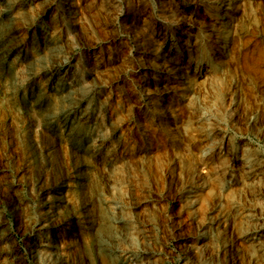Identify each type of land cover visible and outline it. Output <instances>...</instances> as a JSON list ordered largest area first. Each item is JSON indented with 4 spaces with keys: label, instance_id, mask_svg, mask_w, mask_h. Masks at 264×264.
<instances>
[{
    "label": "rangeland",
    "instance_id": "rangeland-1",
    "mask_svg": "<svg viewBox=\"0 0 264 264\" xmlns=\"http://www.w3.org/2000/svg\"><path fill=\"white\" fill-rule=\"evenodd\" d=\"M138 1L86 0L83 11L76 1V10L71 13L75 21L72 29L74 33H70L67 40L65 32L59 30L61 43L66 40L63 44L65 53L61 57L75 66L72 78L74 76L78 79L82 70L95 67L94 61L100 56L110 67L106 74L95 72L94 81L90 80V76H85L84 82L80 83L86 85L83 104H86L88 98L90 101L87 105L89 116L75 132L74 141L79 146L65 132L67 123L61 117L51 116V129L46 127L43 117L47 116L48 111H45L43 99L36 98L35 91L36 87L44 85L47 76L40 72L39 62H36V66V63L28 62V58L20 55L22 48L16 59L14 52L9 54L11 45L2 32L4 28H10L17 33V27L23 26L24 19L21 18L23 20L20 22V17L16 19L15 14L7 13L8 11L7 15L3 14L2 10L5 8L0 5V24L4 23L0 25V218L10 227L13 239L18 243L22 264L30 262L25 243L32 240L27 232L33 222L23 219L28 214L18 206L19 198L24 197L29 203H36L47 183L51 184L58 175L64 178L65 184L69 183L70 187L67 188H72L80 178L84 182L85 190L79 191L80 197L77 192L72 201L76 216L82 213L83 208L94 215L98 209L106 213L105 209L98 208L103 206L101 199L120 204L122 214L129 221L128 235L126 234L125 243H120V247H128L135 252L149 249L150 252L147 253L151 255L150 259L140 260L143 264H188L186 258L190 252L193 253L194 247L199 252L202 245L204 246L199 253L202 264H252L242 255V243L236 240L235 227L228 230L223 223L210 224V228L205 225L202 229L197 226L196 207L193 209L197 202L191 205L190 214L184 202L185 196L188 195L190 199L192 190H196V187L190 184L184 189L183 195H179V182L198 179L196 156L201 154L206 157L211 154L208 147L201 150L198 148L199 140L191 133L187 124L186 107L193 103L192 107L197 110L200 118L191 124L202 132H209L213 125L218 127L219 135L223 136L220 141V146L223 147L221 152L228 151L224 156L227 168L223 178L213 166L203 168L208 176L205 183L209 182L212 192L217 193L218 200L215 202L222 207L229 192L227 196L231 199L248 203L247 196L240 194L243 182L240 167L243 164L248 169L249 165L254 164L252 161L255 158L260 156L259 158L264 159V124L260 123L264 118V0H236L235 3L231 2L233 0H224L219 4L215 0H209L208 4L201 1L161 0L166 9H173L175 6L191 7L190 5L195 4L193 16H201L188 33L191 40L194 36L197 37L186 72L188 77L191 76L198 83L204 79L205 73L211 76L207 81L200 82L199 85L197 83L198 86L194 84L196 87L189 92L181 93L176 86L172 88L175 94L173 96L149 94L144 97V91L152 90L153 84L158 83L162 74L159 67L155 66L157 71L154 72L150 68L139 67L131 60L139 40L134 31L141 26L140 20L147 17L160 18L162 8H159L160 0H141L149 12L147 16H142L140 12L130 15L132 4L139 6ZM235 4L243 9L238 15L242 25L239 37L234 34L232 28L235 21L231 17L228 21V18H214L208 13L213 6H218L215 9L217 11H213L220 12L223 9L224 12V9H232ZM32 8L30 13L27 12L34 15L30 17L36 20V14H41ZM16 11L21 13L19 7ZM58 14H54V17L50 12L42 14L40 20H43L45 27H62V22L72 19L67 11ZM50 15L52 19L49 18ZM203 15L212 19L211 27L203 22L207 20ZM222 22L226 23L219 25ZM167 26L165 24L164 27ZM219 26L221 34L218 39L209 35ZM172 28L174 35L165 29L168 39L179 36L177 23ZM161 35L154 36L155 44L162 41ZM182 36L184 35L180 36V45L183 43ZM34 41L36 44L26 41V49L34 52L37 48L42 51L40 39L35 36ZM166 48L168 46L163 50ZM46 53L43 59L47 62L51 55ZM113 57L116 60L111 61ZM197 59L199 72L194 76ZM155 61L157 64L160 62ZM65 68L53 76H63ZM149 77L154 78L151 80ZM43 92L45 95L48 93L46 89ZM162 98L167 100L171 113H167V117L157 118L150 106L155 100L159 104H165ZM239 114H245L244 118L241 117L243 121L236 119ZM40 118L43 120H39ZM244 119L247 120L246 126ZM228 142L230 149H226ZM104 161L106 163L102 164ZM185 162L189 164L187 170L181 168ZM203 174L200 172V175ZM81 199L85 201V207L84 203H80L83 201ZM112 205L113 203L110 208L115 207ZM207 215L215 219L216 212L212 210ZM71 220L74 222L75 219H66L50 227L48 230L52 234L51 238L58 242L63 241V238H72L75 244L78 242L76 247L82 250L84 245L79 244L82 235L85 247L89 246V252L83 251L80 264H108L106 257L98 254V241L95 243L90 240L89 234L93 228H90L89 223H84L81 218L79 234ZM39 227L41 225L34 228ZM206 231L211 238L204 237ZM41 232L46 233V230ZM198 232L204 235L203 238H197ZM194 254L193 260H196ZM44 258L47 259V255H40L38 264L50 262V258Z\"/></svg>",
    "mask_w": 264,
    "mask_h": 264
},
{
    "label": "bare ground",
    "instance_id": "bare-ground-1",
    "mask_svg": "<svg viewBox=\"0 0 264 264\" xmlns=\"http://www.w3.org/2000/svg\"><path fill=\"white\" fill-rule=\"evenodd\" d=\"M76 1H78L77 2L78 6L81 7V10L83 11L86 0H0V5H3V7L5 8L2 10L3 14L7 15V13H13L15 14L14 17L16 19L20 17L19 18L20 22L21 20L24 19L23 20L24 24H22L23 26L19 28L17 27V31H18L17 33L16 31H11L10 28L9 29L4 28V31L2 32L4 38H7V42L9 43V45H11L10 47L11 50L9 51V54L14 52L16 54L14 56L16 59L17 58L16 56L19 55V51H21L20 49L22 48L23 52L21 51L22 53H20V55L25 59L28 58V62L29 61L34 63L39 62L38 64L40 66V72H42L43 75L47 76L44 85L36 87V91H35L36 98L43 99L45 111H48L47 116L45 115V117H43L47 125L46 127H48V129H51L49 128V124L51 122L50 120L51 116L54 115L61 117L63 122L67 123L65 132H67V134L72 139V142H74L75 145L77 144V141H74L75 132L81 128L80 127L81 123L85 121L86 117L89 116L87 115V111H88L87 105L90 101V98H88L86 104H83L85 101L84 86L86 85H84L85 83L80 85V83L82 81L84 82L85 76L88 77L90 76L91 77L90 80L94 81L93 76L95 72L106 74L108 71H110L109 70L110 67L108 66V64L104 63L103 58H101L100 56L98 57L97 61H94V66L96 65L95 67L84 71L82 70L80 73L81 76L78 79H75L74 76L72 78V73L75 68L74 64H71V61H67L65 57H61L65 53L63 44L66 42V40L64 39L63 41L64 43L63 44L61 43L62 38L59 35V30L61 29L65 32L66 39L68 37L70 38V33L71 34L74 33L72 32V29H73V22L75 23V21L71 13L74 11V9L76 10V4H77ZM184 1H194V2L201 1L207 4L209 3L208 2L209 0H184ZM221 1L224 0H215V2L218 4ZM159 2H160L159 4L161 5L159 6V8L161 7L163 9V10L160 9V14H161L159 15L160 18L159 17L144 18L143 20H140V22L142 23L140 24L141 26L139 25L140 26L139 29H136V31L133 30L135 32V35L139 38V40L138 43L136 44L138 48L135 50L134 57L131 60L139 67L150 68L154 72L157 71L156 67H159L160 69L158 70H160V73L162 74L158 83L153 84L154 88L152 90L146 89L144 91L143 97L147 95L149 96V94H159L160 96H166V95L173 96L175 94H173L172 88L176 86H177L176 89H178V91L181 93L187 91L189 92L190 90L196 87L193 85L194 84L197 85L198 83V81L192 79L191 76L190 77L187 76L188 74L186 72V68L188 67L191 52L193 49H195L196 46L195 42L197 37L194 36V39L191 40L188 33L191 30L192 25L198 20V17H200L201 15L197 14L195 15V17L193 16V12L195 11V7H194L195 4L190 5L191 7L186 5H185L186 7L181 6L180 8H177L175 6L173 9H170L169 7L168 10L164 8L165 4H163L161 0ZM231 2L235 3L236 0H233ZM138 5L139 6H137V4L136 5L132 4V7L130 9L131 10L130 15H135V12L136 14L140 12L141 14H143L142 16L145 15L147 16L149 12H147V8H145V3L139 0ZM32 6L34 8H32ZM18 7L20 8L21 13L16 11ZM30 7L32 9H35L36 10L35 12L39 13V15L50 12L53 13V17L54 14L57 15L58 13L61 14L62 12L67 11L71 15L69 16L72 19L70 18L71 20L69 22L65 20L66 23L62 22L61 23L62 27H60V25L59 27L58 25L57 27L54 25L52 27L51 26L45 27V25L43 24V20H40L41 15L38 16V14H36V20L30 17L32 15L29 14L30 13L29 10L31 9ZM217 7L218 6L211 7V9L208 10V13L211 14V17L214 16V18H222V19L228 18V21L229 18L231 17L233 21H235V24L232 29L234 31V34L237 37H239L238 35L242 32V25H241V19L239 18L240 16L238 17V15L241 14L240 12L241 10H243L242 7L235 4L232 6L233 7L232 9H228V8L226 10L224 9V12L223 9H221L219 10L220 12H215L217 11L215 10ZM15 8L17 9L13 11ZM213 9L215 11H213ZM221 13L223 14V16ZM53 17H51V15L49 16L50 19H52ZM205 18L207 20L206 22L205 20L203 22L206 23V26L210 25L211 27L213 24L212 19L210 17L207 18L206 16H204V19ZM130 20H132V18ZM176 23L177 26L179 27V31L177 32L179 36L175 39H173L172 36L171 39L166 38L165 35L167 32L165 31V29L167 31L169 30V32L172 35H174L175 31L172 27ZM224 23L226 22H222L219 25L223 26ZM17 24L18 23H16V25ZM165 24L171 26L164 27ZM221 26H219L218 29L214 30L215 32H211L212 34L209 35L218 39L221 34V30H220ZM160 34H162L161 35L162 41L159 44L156 43L157 44L156 45L155 44L156 39L154 38V36H160ZM181 35H184L182 36L184 37L182 39L183 41L182 45H180ZM35 36H37L40 39L42 43L41 45H43L42 51L37 50V48L34 49V52L28 51L26 49V44H27L26 41L31 43L35 42L34 41ZM218 41H220V39ZM154 44L156 45V48ZM167 46L168 48L163 50V48ZM178 47L179 50H177ZM45 51H48L49 53L48 52L47 53L51 55L50 56L51 59L50 60L48 59L47 62L45 59H43L44 54L46 53ZM153 51L155 53H153ZM113 60H116V58L115 57L111 58V61ZM155 60L160 61L159 64H157ZM33 64H31L32 67ZM38 64L36 66H38ZM195 64H196L194 65L195 70L193 73L194 76L199 72L198 59ZM63 68H65L64 70L65 74H63V76L62 75L55 77L53 76L55 73H58ZM32 69H35V67ZM37 70L39 71V69ZM204 75H205L204 79L200 82L205 81L207 78L211 76L209 75V73H205ZM153 78L154 77L152 78L149 77L148 79L153 80ZM145 83L148 84V82ZM44 89L48 91L47 95H45L46 93L43 92ZM162 101L166 103L159 104L157 103V100L151 102L152 103V106H150L151 110L154 113L153 115H155L157 118L167 117L166 114L171 113L170 112L171 109L167 104V100H165V98H162ZM192 104L191 105L188 104L186 107L187 124L189 126L191 133H194V135L197 136L199 140L198 148L201 150L203 147H208L211 150V154H209V156L206 157H203L201 154H198V156H196V163L198 164V168H199L197 169L199 171L198 179L193 180L191 178L189 180L186 179L185 181L179 182L180 184L179 195H183L184 189L186 188V186L190 184H192L194 188L196 187V190H192L193 195L191 196V198L188 199L189 196L186 195L184 202L186 208L189 209V214L191 213V209H190L192 207L191 205L197 202V204H195L193 207V209L196 207L195 213L198 218L197 226H200L199 228L202 229L203 226L205 225L210 228V224L223 223L226 224L225 227L229 228L228 230H230V228L232 227H235L236 240H240V243H242L241 244L242 246L240 247L243 251L242 255H244L248 260H250L252 264H264V199H263L264 198V159L259 158L260 156L258 158H255V160L252 161L254 162V164L252 163L251 166L249 165L248 169H245L243 164L240 167L239 173L240 176L243 177L240 194H244L247 196L248 199L246 200H248V203L243 204L241 203V201H238L236 199H231L230 197L227 196L229 193L228 192L225 196L224 205L220 207L219 203L215 202V200L216 201L218 200L217 193L215 194L212 192V186L209 185V182L207 184L205 183L208 176L206 175V169L204 171L203 168H210L213 166V168H215L219 172L220 177L223 178L227 168V164L225 163L224 156L228 151L223 153L221 152L223 147L220 146V141L222 140L221 137L223 136L221 134L219 135L220 130H218V127L213 125L214 127L212 128L210 127L211 130L209 132H202L201 130H198L197 128L194 127V125L191 124L192 122L196 121L197 118H200L199 114L197 113V110L192 107ZM243 115L245 114L242 115L239 114L238 115L239 117L237 116V118L236 117L235 118L238 120L241 119V121H243L242 119L244 118ZM43 119L40 118L39 120H43ZM246 122L247 120L245 121V123L244 122L242 123H244L245 125ZM260 123L264 124V118L260 120ZM87 124L89 123L87 122ZM229 147L230 146L228 142V148L226 149H230ZM200 150L198 152H200ZM244 156H249V155L244 154ZM245 161L246 159L242 162ZM105 163H106L105 161L102 162V164ZM181 168L187 170L189 168V164L185 162L183 165H181ZM216 170L215 172H217ZM200 172H203L204 176L200 175ZM201 178L203 179L200 181ZM80 179L75 181L74 186L73 187L71 186L72 188H67L70 187V185H68L69 183L65 184L64 178L61 177L60 175L54 178L51 184L47 183L48 176H46L45 181L47 185L40 192V196H39L40 198L36 203H32V202L29 203L24 197L19 198L18 206L20 205L23 208V210L26 211V213L29 215V216L25 215L23 219H25V221L31 220L33 222V225L31 226L30 230L27 232L29 237H32L31 238L32 240L25 243L27 244L26 248L30 259L29 264L31 263L38 264V259L40 258V255H47V257L50 258V262L49 263L46 262L48 264H75L76 262L80 264V262H82L80 260L82 258L81 254H83V251H85L86 253L89 252L87 249L89 248V246H87V248L85 247V241L83 238L84 236L80 235L79 238V244L81 246L84 245L81 250V248L76 247V244L78 242L75 244V241L72 238H67V239L63 238L62 239L63 241L61 242L56 241V239L54 240L53 238H51L52 234L50 235L48 229L50 227L55 226L56 224H59L60 222H63L66 219H75L74 222L71 220L74 223L72 225L73 227L75 226V228L79 233L81 218L84 219L83 220L84 223L86 224L89 223L90 228H93L91 229L92 231L89 234L90 240L95 241V243L96 241H98L99 243V248H97L99 252L98 254L104 255L106 257V260L108 261V264H143L142 262H140V260L143 259L149 260L151 256V255L149 256L147 253L150 252L149 249L147 251L146 248H144L145 250H139L135 252L129 249L128 247H120V243L123 242L125 243L124 238L126 237L127 234V229H128L127 224L129 221H127L128 220L127 217L122 214L120 210L121 206L120 204L117 203V201H111V200L106 201L104 199H101L100 201L103 204V206L101 205L98 208L105 209L106 213L105 212L103 213L101 212L100 209H98L95 212L96 215H94V213L88 212L87 209L83 208L85 207V201L81 199V201L83 200L84 202L82 201L80 203L82 205L84 203V206L82 208L85 210L83 211V209H81L82 213H79L76 216V212L74 211L72 206L74 195H76L77 192L79 193V191L81 192L85 190L83 185L84 182H82ZM247 179H249L250 181L249 180H248L249 182L246 181ZM212 183L213 181H211V184ZM78 197H80V193ZM111 202L115 207L110 208L111 207L110 204H112ZM18 206L16 205V207ZM212 210H215L216 212L215 219L214 217H209L207 215V212L209 211L212 212ZM6 224L5 221H3L0 218V264H22L20 251L18 249V243L13 239L10 227L6 226ZM36 225H41V227L35 229L34 227ZM42 230H46V233H42L41 232ZM34 231H36V233H34ZM210 232L212 233V231ZM208 233L209 232L206 231V236H204L198 232L197 238L201 239L203 238V236L207 238H211L210 233L209 234ZM201 247L199 248V252L196 251L197 249L196 247H194L193 249V253L196 254V258H195L196 260H193L194 259L193 253L190 252V255H188V257L186 258V262H188V264L203 263V261H200L201 255L199 257ZM144 253H147L148 256L145 255Z\"/></svg>",
    "mask_w": 264,
    "mask_h": 264
}]
</instances>
